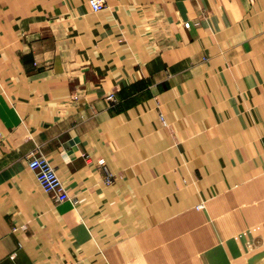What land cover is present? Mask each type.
Returning a JSON list of instances; mask_svg holds the SVG:
<instances>
[{
  "label": "crops",
  "instance_id": "1",
  "mask_svg": "<svg viewBox=\"0 0 264 264\" xmlns=\"http://www.w3.org/2000/svg\"><path fill=\"white\" fill-rule=\"evenodd\" d=\"M106 2L0 0V264H264V0Z\"/></svg>",
  "mask_w": 264,
  "mask_h": 264
},
{
  "label": "built area",
  "instance_id": "2",
  "mask_svg": "<svg viewBox=\"0 0 264 264\" xmlns=\"http://www.w3.org/2000/svg\"><path fill=\"white\" fill-rule=\"evenodd\" d=\"M88 4L94 12L102 11L107 7L106 0H88ZM116 95V92H111L107 95L106 100L115 103L117 102ZM98 164L106 175L105 179L111 181L114 175L107 170L104 161L100 159ZM27 166L34 173L39 186L50 195L53 201L61 203L72 199L63 182L58 177L55 167L37 150H32L28 153Z\"/></svg>",
  "mask_w": 264,
  "mask_h": 264
},
{
  "label": "trees",
  "instance_id": "3",
  "mask_svg": "<svg viewBox=\"0 0 264 264\" xmlns=\"http://www.w3.org/2000/svg\"><path fill=\"white\" fill-rule=\"evenodd\" d=\"M122 95L126 96L125 94H122Z\"/></svg>",
  "mask_w": 264,
  "mask_h": 264
}]
</instances>
